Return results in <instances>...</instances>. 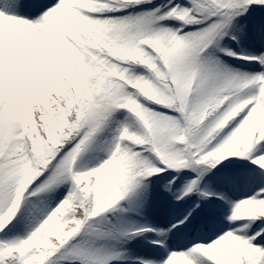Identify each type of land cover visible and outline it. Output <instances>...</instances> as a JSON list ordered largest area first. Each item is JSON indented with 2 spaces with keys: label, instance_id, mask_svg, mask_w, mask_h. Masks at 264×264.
Returning a JSON list of instances; mask_svg holds the SVG:
<instances>
[{
  "label": "trees",
  "instance_id": "obj_1",
  "mask_svg": "<svg viewBox=\"0 0 264 264\" xmlns=\"http://www.w3.org/2000/svg\"><path fill=\"white\" fill-rule=\"evenodd\" d=\"M49 20L0 55V264H264V0Z\"/></svg>",
  "mask_w": 264,
  "mask_h": 264
},
{
  "label": "rangeland",
  "instance_id": "obj_2",
  "mask_svg": "<svg viewBox=\"0 0 264 264\" xmlns=\"http://www.w3.org/2000/svg\"><path fill=\"white\" fill-rule=\"evenodd\" d=\"M80 1L0 0V55H7L14 51V44L10 41L13 36L18 37V42H23L26 48L42 47L49 36L55 32L49 18L55 15L57 22L68 21L71 9ZM237 1L240 2V0ZM122 34L126 37L129 35L127 32ZM191 58V61L198 63L203 60L202 55H195V52L191 54ZM113 146V141L109 140L106 152L108 153ZM242 198L244 196H238V200ZM23 232H27V229Z\"/></svg>",
  "mask_w": 264,
  "mask_h": 264
}]
</instances>
